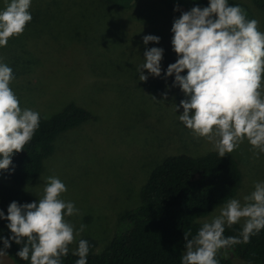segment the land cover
Listing matches in <instances>:
<instances>
[{"label": "rangeland", "instance_id": "rangeland-1", "mask_svg": "<svg viewBox=\"0 0 264 264\" xmlns=\"http://www.w3.org/2000/svg\"><path fill=\"white\" fill-rule=\"evenodd\" d=\"M234 1L250 9L258 30L264 32L262 11L250 0ZM174 6L179 11H173ZM29 10L32 20L23 33L0 48V58L12 68L15 79L10 87L20 106L48 117L75 102L92 118L58 135L43 172L21 188L37 201L44 178L58 177L67 189L61 198L79 210L67 220L76 228L85 225L71 246L91 237L100 251L120 214L139 204L141 186L156 164L169 155L211 150L204 138L193 136L177 119L183 109L176 114L175 104L185 97L172 86L174 76L164 78V70L177 59L170 43L171 25L184 9L162 0H134L129 8L105 0H32ZM149 34L158 36L159 43L145 46L142 37ZM146 47L163 49L161 75L139 81L137 65ZM229 154L244 170L234 196L242 199L255 182L264 181V154H254L247 141ZM0 183L10 184L2 171ZM0 264L14 263L4 256Z\"/></svg>", "mask_w": 264, "mask_h": 264}, {"label": "clouds", "instance_id": "clouds-1", "mask_svg": "<svg viewBox=\"0 0 264 264\" xmlns=\"http://www.w3.org/2000/svg\"><path fill=\"white\" fill-rule=\"evenodd\" d=\"M32 0H4L0 8V48L9 38L23 33L32 20ZM173 11H179L174 6ZM256 19H246L245 11L229 0H207V6L181 11L171 25L172 51L177 59L164 70V78L174 76L172 86L184 94L175 113L177 119L198 138H204L219 157L238 149L244 141L254 154H264V32ZM156 35H144L142 42L159 43ZM163 49L145 48L137 65L139 81L161 75ZM147 70V75H145ZM186 71L185 75H181ZM12 68L0 58V171L9 170L12 156L28 144L40 123V113L20 106L10 83ZM166 95V93H165ZM14 168V166H13ZM43 194L37 201L7 205V238L0 235V257L14 242L16 256L27 264H63L70 245L84 231L67 217L78 214L74 202L64 200L65 184L56 176L44 178ZM242 222V223H241ZM241 224L238 236H225V228ZM264 229V181L242 197L224 202L194 235L184 233L180 264H219L217 253L247 243ZM89 243L79 239L71 254L74 264H87Z\"/></svg>", "mask_w": 264, "mask_h": 264}, {"label": "trees", "instance_id": "trees-1", "mask_svg": "<svg viewBox=\"0 0 264 264\" xmlns=\"http://www.w3.org/2000/svg\"><path fill=\"white\" fill-rule=\"evenodd\" d=\"M108 4L129 8L134 0H105ZM263 13L264 0H250ZM170 6L178 4L184 11L193 6L205 7L207 0H162ZM239 5L246 19H256L243 3ZM41 18V17H34ZM41 116L39 127L31 141L19 153L12 156L9 170H2L10 184L0 183V210L7 215V205L35 200L21 186H26L39 177L44 169V160L54 152L55 138L92 118L91 113L75 102H69L58 112ZM14 166V168H13ZM244 170L231 154L219 157L213 150L191 155L179 153L169 155L156 164L141 186L140 202L124 210L118 217L112 237L102 250L96 251L97 243L91 237H83L89 243L87 264H180L184 252V233L194 235L202 225V218L237 194ZM7 221L0 220V235L10 234L5 227ZM241 224L225 228V236H238ZM79 240V239H78ZM77 240V241H78ZM7 256L14 264H27L15 254L20 245L10 242ZM2 247V244H0ZM63 258V264H74L78 258L71 254ZM264 264V229L250 237L247 243L222 249L217 253L219 264Z\"/></svg>", "mask_w": 264, "mask_h": 264}]
</instances>
